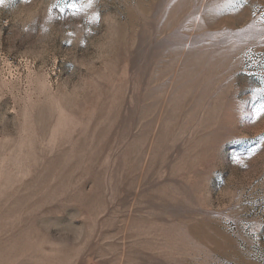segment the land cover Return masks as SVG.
Segmentation results:
<instances>
[{
	"label": "rangeland",
	"instance_id": "obj_1",
	"mask_svg": "<svg viewBox=\"0 0 264 264\" xmlns=\"http://www.w3.org/2000/svg\"><path fill=\"white\" fill-rule=\"evenodd\" d=\"M264 0H0V264H264Z\"/></svg>",
	"mask_w": 264,
	"mask_h": 264
},
{
	"label": "snow or ice",
	"instance_id": "obj_2",
	"mask_svg": "<svg viewBox=\"0 0 264 264\" xmlns=\"http://www.w3.org/2000/svg\"><path fill=\"white\" fill-rule=\"evenodd\" d=\"M261 111H264V108H262Z\"/></svg>",
	"mask_w": 264,
	"mask_h": 264
}]
</instances>
